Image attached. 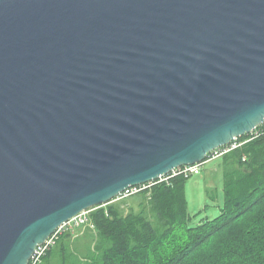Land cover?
<instances>
[{
  "label": "water",
  "instance_id": "water-1",
  "mask_svg": "<svg viewBox=\"0 0 264 264\" xmlns=\"http://www.w3.org/2000/svg\"><path fill=\"white\" fill-rule=\"evenodd\" d=\"M264 124V0H0V264Z\"/></svg>",
  "mask_w": 264,
  "mask_h": 264
},
{
  "label": "trees",
  "instance_id": "trees-1",
  "mask_svg": "<svg viewBox=\"0 0 264 264\" xmlns=\"http://www.w3.org/2000/svg\"><path fill=\"white\" fill-rule=\"evenodd\" d=\"M258 128L261 135L239 137L230 145L242 144L222 155L223 203L213 219L190 225L182 174L133 194L142 199L139 212L93 207L89 218L99 237L93 264H264V124Z\"/></svg>",
  "mask_w": 264,
  "mask_h": 264
},
{
  "label": "rangeland",
  "instance_id": "rangeland-1",
  "mask_svg": "<svg viewBox=\"0 0 264 264\" xmlns=\"http://www.w3.org/2000/svg\"><path fill=\"white\" fill-rule=\"evenodd\" d=\"M239 143L240 141H237L230 148H235V145H239ZM222 189V156L205 162L201 166L199 174L188 177L185 194L188 202V211L192 217L190 225H197L220 214V206L223 203ZM141 202L142 199L139 196L131 195L125 198L117 197L108 204L117 205L126 214L129 211L139 212L141 210ZM147 209H149V206ZM89 210H92V208ZM150 217L156 221L152 214H150ZM59 237L61 239H58ZM58 238L49 249L52 252L51 257L45 264H93L95 256L99 253L96 250L99 237L96 229L91 225L77 228L67 226ZM41 264H43V261Z\"/></svg>",
  "mask_w": 264,
  "mask_h": 264
},
{
  "label": "built area",
  "instance_id": "built-area-1",
  "mask_svg": "<svg viewBox=\"0 0 264 264\" xmlns=\"http://www.w3.org/2000/svg\"><path fill=\"white\" fill-rule=\"evenodd\" d=\"M249 134H250V139H253V138H256L257 136L261 135V131L257 127L256 129H254ZM235 143L236 142H234L233 144H235ZM241 144L242 143H239V145H241ZM232 145L229 144L227 146H224V147H221V148H218V149L212 151L210 154H208V159H206L202 163H196L193 165H184L182 167H179L172 172V175L182 174L185 177H190L191 175L199 174L201 172V166L205 162L214 160V159L222 156L224 153H226L232 149V148H230ZM239 145H235V148ZM167 179H168V177L164 176V177H161L159 180L162 181V180H167ZM146 187H148V185H145V184L130 187V188L126 189L119 197L125 198L128 196H131V195L136 194L137 192L141 191L142 189H144ZM90 211L91 210H85V211L79 213L78 215H76L75 217H73L69 222L60 226L56 230V232H54V234H52L43 244L36 247V250H35L29 264H41L45 254L55 244L56 239L58 238L60 233L66 229L67 226L68 227H81V226H86V225L93 226V224L91 223V220L89 218Z\"/></svg>",
  "mask_w": 264,
  "mask_h": 264
}]
</instances>
